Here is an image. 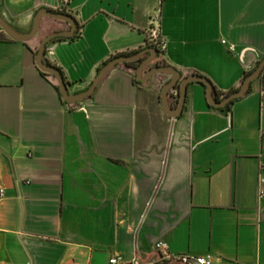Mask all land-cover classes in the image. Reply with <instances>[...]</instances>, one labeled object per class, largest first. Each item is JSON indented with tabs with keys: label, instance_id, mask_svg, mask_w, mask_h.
Wrapping results in <instances>:
<instances>
[{
	"label": "crops",
	"instance_id": "1",
	"mask_svg": "<svg viewBox=\"0 0 264 264\" xmlns=\"http://www.w3.org/2000/svg\"><path fill=\"white\" fill-rule=\"evenodd\" d=\"M41 7L76 20L74 35L44 55L71 92L115 54L144 48L153 18L167 41L160 59L181 77L209 78L220 99L264 57V0H0L19 32ZM56 29L69 24L44 16L28 41L0 27V264L149 261L159 239L223 264H264V69L226 108L189 83L175 118L160 101L170 75L136 83L123 63L67 104L35 62ZM169 101L176 106L175 89Z\"/></svg>",
	"mask_w": 264,
	"mask_h": 264
},
{
	"label": "water",
	"instance_id": "2",
	"mask_svg": "<svg viewBox=\"0 0 264 264\" xmlns=\"http://www.w3.org/2000/svg\"><path fill=\"white\" fill-rule=\"evenodd\" d=\"M44 16L50 17L55 20L65 21L69 24V29L52 31L42 37L38 44L37 52L35 54V62L38 68L50 74L54 78L56 84L59 87V92L61 94L62 99L69 103L79 102L90 97L94 93L96 87L103 79V77L108 73L110 69L115 67L117 64L135 61L146 53H148V55L144 57V59L141 61V63L137 66L135 70L136 79L139 82L144 83L149 80L154 74L157 73H168L170 75V79L161 87L160 101L163 111L168 116L173 118L180 116L182 113L184 102L187 96V87L189 83L195 81L203 83L206 87V99L209 105L214 107H224L226 104L230 103L234 99L239 98L243 94H245L251 81L259 77L264 69L263 57L258 63L257 67L243 79L238 89L224 95L220 100H217L213 96V83L209 78L198 73H193L181 77L180 71L172 65H151L157 55L158 50L156 47H145L135 54L122 55L109 59L99 68L91 83L85 89L77 92H71L69 91L68 84L63 79L60 71L55 66L47 64L44 58V55L46 53V46L52 39L56 37H72L75 31L77 30L76 20L70 14L63 11H53L48 9L47 7H41L35 13L33 17L32 27L28 32H19L15 30L4 20V18L0 14V27L10 37L19 41H28L37 35L41 25V20ZM177 85L179 89V97L176 106L173 107L169 101L170 91L175 89Z\"/></svg>",
	"mask_w": 264,
	"mask_h": 264
},
{
	"label": "built area",
	"instance_id": "3",
	"mask_svg": "<svg viewBox=\"0 0 264 264\" xmlns=\"http://www.w3.org/2000/svg\"><path fill=\"white\" fill-rule=\"evenodd\" d=\"M62 6L66 7L69 0H61ZM223 43L226 41L223 39ZM146 45L156 47L163 55L167 46V41L161 34L160 22L157 18H153L147 28V40ZM230 51H234V45L228 46ZM264 93V89L262 91ZM176 94V92H175ZM5 194V189L0 183V197ZM260 198H264V191H260ZM154 250L157 252V256L149 261H144L138 256L132 258H125L120 254L113 255L109 258V264H166V263H177V264H223L217 261L214 254L211 252L206 253H189V252H174L170 249L168 241L159 239L154 243Z\"/></svg>",
	"mask_w": 264,
	"mask_h": 264
},
{
	"label": "trees",
	"instance_id": "4",
	"mask_svg": "<svg viewBox=\"0 0 264 264\" xmlns=\"http://www.w3.org/2000/svg\"><path fill=\"white\" fill-rule=\"evenodd\" d=\"M49 9V8H48ZM50 10H53V11H59V10H54V9H50ZM54 31H59V29H56V30H54ZM65 38H70V37H56V38H54V39H52L51 41H53V40H56V39H65ZM145 47H151V46H148V45H146ZM144 47V48H145ZM141 49H143V48H140V49H136V50H133V51H129V52H124V53H117V54H115L114 56H112L110 59H112V58H115V57H118V56H122V55H132V54H135V53H137L138 51H140ZM36 52H37V47H36V49L34 50V55L36 54ZM160 56H161V54H160V51L158 50V52H157V55H156V57H155V59L154 60H156V63L155 64H157V65H166L167 63L163 60V59H160ZM144 55L143 56H141L139 59H137V60H135V61H130V62H125V63H123L126 67H128V68H131L132 70H136V68H137V66L141 63V61L144 59ZM108 61V60H107ZM107 61H105V62H107ZM104 62V63H105ZM46 63L47 64H49V65H53V66H55L59 71H60V73H61V75H62V77H63V79L65 80V82L66 83H68L67 82V80H66V77H65V75H64V73H63V71L61 70V68L60 67H58V66H56V65H54V64H52L50 61H48V60H46ZM103 63V64H104ZM102 64V65H103ZM118 65V64H117ZM116 65V66H117ZM101 67V66H100ZM99 67V68H100ZM99 68H98V70H99ZM40 70V72H41V74L42 75H44V76H48V75H50V74H48V73H46V72H44V71H42L41 69H39ZM249 74V72H247L246 74H245V76H244V78L247 76ZM133 76H134V82H136V83H142V82H139L137 79H136V74L134 73L133 74ZM54 86H55V88L59 91V87H58V85L57 84H54ZM175 90L177 91V101H178V97H179V89H178V85L175 87ZM236 89H231V90H229L227 93H225V94H228V93H230V92H233V91H235ZM248 90V89H247ZM60 93V92H59ZM225 94H223V96L225 95ZM60 96H61V94H60ZM213 96H214V98L215 99H217V100H220V93L217 91V89H216V87L213 85ZM65 103H67V104H70L69 102H67V101H65V100H63ZM73 103H76V102H73ZM226 107H228V104L225 106V108ZM165 264V263H164Z\"/></svg>",
	"mask_w": 264,
	"mask_h": 264
},
{
	"label": "rangeland",
	"instance_id": "5",
	"mask_svg": "<svg viewBox=\"0 0 264 264\" xmlns=\"http://www.w3.org/2000/svg\"><path fill=\"white\" fill-rule=\"evenodd\" d=\"M133 73H135V70H133Z\"/></svg>",
	"mask_w": 264,
	"mask_h": 264
}]
</instances>
